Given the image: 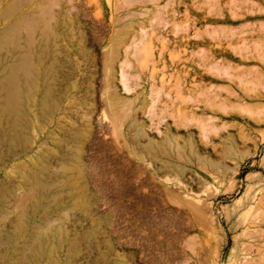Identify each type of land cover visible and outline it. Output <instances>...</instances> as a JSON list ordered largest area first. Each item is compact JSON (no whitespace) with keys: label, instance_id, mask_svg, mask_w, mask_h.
I'll use <instances>...</instances> for the list:
<instances>
[{"label":"rangeland","instance_id":"1","mask_svg":"<svg viewBox=\"0 0 264 264\" xmlns=\"http://www.w3.org/2000/svg\"><path fill=\"white\" fill-rule=\"evenodd\" d=\"M51 2L66 96L30 156L49 152L58 173L75 146L90 202L88 216L68 196L51 204L65 233L44 264L129 251L153 264H264V0ZM25 158L0 170L17 192L0 210L4 239L24 210Z\"/></svg>","mask_w":264,"mask_h":264},{"label":"bare ground","instance_id":"2","mask_svg":"<svg viewBox=\"0 0 264 264\" xmlns=\"http://www.w3.org/2000/svg\"><path fill=\"white\" fill-rule=\"evenodd\" d=\"M51 1L44 0L17 16L32 0H0V170L8 156L16 159L28 156L31 159L29 166L21 161L26 165L25 172L17 179L20 184H15L25 192L21 201L24 210L18 214L19 221L8 238L10 242L0 236V243L10 244L13 264H44L46 257L52 261L50 248L55 244L51 238L65 233V229L64 221L52 224L51 215L65 196L74 200L71 211L78 209L89 215L90 199L83 181L84 168L78 149L69 145L73 159L58 160V173L53 171L49 152H40L36 161L30 156L36 145L33 137L36 127L44 129L52 122L66 96L59 90V66L54 62L60 54L56 40L62 37L61 20L53 11L55 2ZM62 141L58 142L59 147H62ZM1 184L0 210L17 196L16 188L13 191ZM40 215L42 222L37 223ZM25 237L27 241L20 243ZM57 246L56 243L55 248ZM0 260L1 263L7 260L3 253ZM63 264L72 263L65 261Z\"/></svg>","mask_w":264,"mask_h":264},{"label":"crops","instance_id":"3","mask_svg":"<svg viewBox=\"0 0 264 264\" xmlns=\"http://www.w3.org/2000/svg\"><path fill=\"white\" fill-rule=\"evenodd\" d=\"M111 255H107V263L106 264H153V263H148V260H154V257H148L147 253H137L135 251H129V252H124L121 255L113 256L111 258ZM94 261V259L92 258ZM102 261L105 259L102 258ZM92 264H95L92 262ZM99 264V263H98ZM100 264H105V263H100Z\"/></svg>","mask_w":264,"mask_h":264}]
</instances>
